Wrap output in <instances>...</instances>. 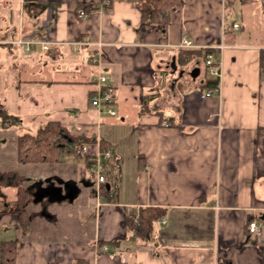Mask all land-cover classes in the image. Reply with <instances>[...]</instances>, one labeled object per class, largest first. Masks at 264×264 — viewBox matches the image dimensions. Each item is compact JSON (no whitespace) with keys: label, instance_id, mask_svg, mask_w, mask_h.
Instances as JSON below:
<instances>
[{"label":"crops","instance_id":"0c3cea01","mask_svg":"<svg viewBox=\"0 0 264 264\" xmlns=\"http://www.w3.org/2000/svg\"><path fill=\"white\" fill-rule=\"evenodd\" d=\"M138 3L0 0V77L14 79L0 88V122L36 130L58 121L75 159L33 165L63 167V181L79 188L76 211L53 203L50 219L27 194L29 227L15 264H264V8H253L262 0H183L162 30L140 29ZM182 36L196 48H178ZM77 42L88 44L74 49ZM202 47L221 70L220 94L205 99L202 84L213 77L196 53ZM27 69L38 79H21ZM98 75L114 86V116L90 105ZM101 145L113 178L98 187ZM13 192L0 199L8 237L0 243L16 239ZM141 208L163 211L145 237L125 225ZM73 215L93 221L89 241L58 223Z\"/></svg>","mask_w":264,"mask_h":264},{"label":"trees","instance_id":"16d2710c","mask_svg":"<svg viewBox=\"0 0 264 264\" xmlns=\"http://www.w3.org/2000/svg\"><path fill=\"white\" fill-rule=\"evenodd\" d=\"M183 0H139L140 29L151 25L159 30L164 29L169 23L170 14L182 4ZM232 1V0H231ZM194 51H181L180 56H190ZM204 62V57L210 50H198L196 52ZM260 68H264V55L260 53ZM217 65V63H214ZM217 79H205L202 88L217 86ZM65 129L58 121H49L37 128L34 134L22 133L16 138L17 162L24 165L30 164H57L61 162L64 151L67 149ZM106 147L100 146L104 152ZM87 159V157H86ZM89 164L90 160H86ZM107 166V167H106ZM110 168V169H109ZM102 171L106 181L111 182L113 174L111 167L102 162ZM10 186L15 191L14 214L16 239L0 243V264H15L16 243L18 238L24 236L29 227L28 215L25 211L27 193L25 191V178L16 172H0V186ZM163 216V211L156 208H141L136 214L126 217L127 229L135 231L138 236L145 237L152 232L154 224ZM72 264H86L85 262H73Z\"/></svg>","mask_w":264,"mask_h":264},{"label":"rangeland","instance_id":"374dc122","mask_svg":"<svg viewBox=\"0 0 264 264\" xmlns=\"http://www.w3.org/2000/svg\"><path fill=\"white\" fill-rule=\"evenodd\" d=\"M264 0H262V3H258L256 6L253 8L256 10H259L260 8H264ZM20 77L23 80H37L38 79V71L32 70V69H27L26 73L21 75ZM1 82H4V86H1V89L8 90L9 87L6 85L9 82H13L14 79L12 78H2L1 74ZM27 78V79H24ZM23 127L26 128L28 127L29 133L34 134L36 132L33 125H30L28 121L23 122ZM23 127L19 126H8V124H4L3 122H0V172H7V171H12L16 172L19 175H23L27 178L28 183L27 185L30 187H33L35 183L38 181H44L47 178H59V179H66V176L63 174V167H58V166H49V165H24L20 164L17 162V157H16V150L14 147V152L12 149L9 148V146L14 142L15 137L19 134L21 135L24 133ZM35 130V131H34ZM77 155V154H76ZM75 149H66L64 151L62 161H66V159L73 158L75 159ZM101 162H105V164L108 163L109 159H105L103 155L99 159ZM59 162V164H61ZM58 175V177H55ZM94 177V176H92ZM94 178H92V183ZM13 189L11 187H2L0 186V199L1 200H10L12 195H13ZM62 202L63 207H66L68 210H74L76 211V203L75 202ZM42 205H46L45 212L46 213H51L55 210V204H41L40 207L42 208ZM37 206V205H36ZM66 213V211H63ZM62 214V213H61ZM64 216V215H63ZM62 216V217H63ZM59 224L63 223L62 226H64L67 230L68 228L71 229V227H74L75 232L78 234H81L82 236L80 237L83 242H87L91 238L92 234V229H93V221L89 220L86 221L85 224H79L77 220L75 219V216L73 215L72 219H66L64 218L63 220H59ZM56 223V222H55ZM60 226V227H62ZM69 232V230H68ZM3 236V237H2ZM1 238H8L7 235H0Z\"/></svg>","mask_w":264,"mask_h":264},{"label":"built area","instance_id":"2783aa9c","mask_svg":"<svg viewBox=\"0 0 264 264\" xmlns=\"http://www.w3.org/2000/svg\"><path fill=\"white\" fill-rule=\"evenodd\" d=\"M104 2L107 5L109 4L108 1H104ZM87 16L88 14L86 13L84 9H80L77 12V17L80 20L85 19ZM232 27L234 29H237L238 26L235 24V25H232ZM87 44H88L87 42H77V43H72V46H74V49H77V47H79L80 45H87ZM92 45L95 46V48H94V54L90 58V61L92 64L96 65L100 63L101 53L99 51V48L102 45L100 43H95ZM41 48L43 50H46L47 45L43 44ZM178 48L194 49L196 48V46L188 38H186L185 36H182L178 44ZM201 49H205V48L202 47ZM204 65L208 68V72L210 76L218 80V84L217 86L212 87V88H207L204 90V92L200 93L199 97L201 99L209 98V97L220 94V86H219V81L221 77L220 65L219 64L214 65L212 56L211 54H208V53L204 57ZM114 93H115L114 86L111 84V80L108 79V77L105 75H98L96 78V90L90 99L91 107L97 110L103 108L105 113H107L110 116H114L115 115V111L113 109ZM164 126L168 127L169 124L164 123ZM77 153L84 155L85 147L82 146L80 149L77 150ZM102 155L105 159H110V151L107 150L104 153H102ZM92 172L95 175L96 184L98 186L102 184H106L107 181L105 178V174L102 171V162L99 161V159H96ZM247 228L250 234H256L258 232V225L254 221H250L248 223ZM102 248H103V251L107 250L106 246Z\"/></svg>","mask_w":264,"mask_h":264},{"label":"water","instance_id":"95a60500","mask_svg":"<svg viewBox=\"0 0 264 264\" xmlns=\"http://www.w3.org/2000/svg\"><path fill=\"white\" fill-rule=\"evenodd\" d=\"M43 184L45 185L43 186ZM32 189L34 191L28 192V194L34 205L53 204L62 201L72 202L79 194V188L74 181H63L58 178H47L44 181H38ZM39 215L46 219L51 217L45 212V208H42Z\"/></svg>","mask_w":264,"mask_h":264},{"label":"flooded vegetation","instance_id":"af4514ba","mask_svg":"<svg viewBox=\"0 0 264 264\" xmlns=\"http://www.w3.org/2000/svg\"><path fill=\"white\" fill-rule=\"evenodd\" d=\"M45 184H43V186H44ZM33 187H30V186H28L27 188H26V181H25V191H26V193L28 194V191L29 192H32V191H34V189H32Z\"/></svg>","mask_w":264,"mask_h":264}]
</instances>
